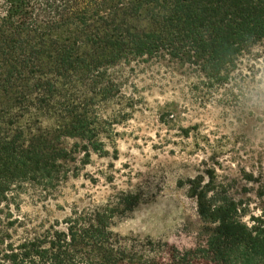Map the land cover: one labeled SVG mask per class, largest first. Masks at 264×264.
Returning <instances> with one entry per match:
<instances>
[{"label": "trees", "instance_id": "obj_1", "mask_svg": "<svg viewBox=\"0 0 264 264\" xmlns=\"http://www.w3.org/2000/svg\"><path fill=\"white\" fill-rule=\"evenodd\" d=\"M262 42L264 0H0V264H264L263 219L244 221L208 186L192 195L205 223L192 249L117 233L136 194L49 225L14 212L33 188L48 193L74 163L109 153L115 67L169 56L221 86Z\"/></svg>", "mask_w": 264, "mask_h": 264}, {"label": "rangeland", "instance_id": "obj_2", "mask_svg": "<svg viewBox=\"0 0 264 264\" xmlns=\"http://www.w3.org/2000/svg\"><path fill=\"white\" fill-rule=\"evenodd\" d=\"M112 73L122 94L103 107L115 119L109 153L74 163L48 193H25L14 207L25 225L136 194L139 203L116 219L117 233L192 249L205 226L192 195L206 186L211 197L236 200L244 221H264V42L221 86L169 56L122 63Z\"/></svg>", "mask_w": 264, "mask_h": 264}]
</instances>
